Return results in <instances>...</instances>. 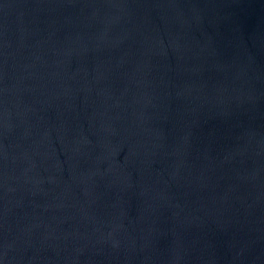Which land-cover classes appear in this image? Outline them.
<instances>
[{
	"label": "water",
	"instance_id": "obj_1",
	"mask_svg": "<svg viewBox=\"0 0 264 264\" xmlns=\"http://www.w3.org/2000/svg\"><path fill=\"white\" fill-rule=\"evenodd\" d=\"M0 264H264V0H0Z\"/></svg>",
	"mask_w": 264,
	"mask_h": 264
}]
</instances>
